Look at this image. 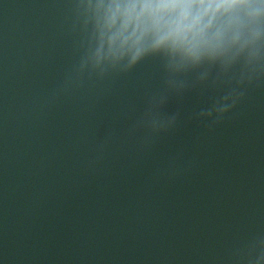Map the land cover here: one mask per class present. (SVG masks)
<instances>
[{"label":"water","instance_id":"obj_1","mask_svg":"<svg viewBox=\"0 0 264 264\" xmlns=\"http://www.w3.org/2000/svg\"><path fill=\"white\" fill-rule=\"evenodd\" d=\"M70 25L0 0V264H233L264 235V82L219 123L226 88L170 92L158 59L64 91Z\"/></svg>","mask_w":264,"mask_h":264},{"label":"clouds","instance_id":"obj_2","mask_svg":"<svg viewBox=\"0 0 264 264\" xmlns=\"http://www.w3.org/2000/svg\"><path fill=\"white\" fill-rule=\"evenodd\" d=\"M70 18L78 59L64 91L158 59L170 92L226 88L198 113L219 123L249 87L264 82V0H70ZM175 119H152L149 127L164 131ZM231 259L264 264V235L236 248Z\"/></svg>","mask_w":264,"mask_h":264}]
</instances>
